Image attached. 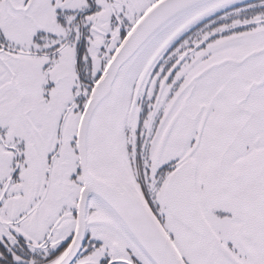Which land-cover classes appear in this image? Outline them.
<instances>
[{"label":"snow or ice","instance_id":"1","mask_svg":"<svg viewBox=\"0 0 264 264\" xmlns=\"http://www.w3.org/2000/svg\"><path fill=\"white\" fill-rule=\"evenodd\" d=\"M0 264H264V0H0Z\"/></svg>","mask_w":264,"mask_h":264}]
</instances>
